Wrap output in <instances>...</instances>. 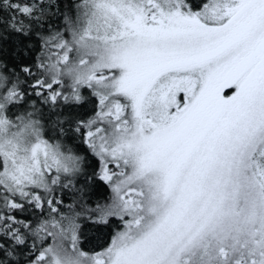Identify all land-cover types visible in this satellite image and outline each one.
<instances>
[{"label":"snow or ice","instance_id":"1","mask_svg":"<svg viewBox=\"0 0 264 264\" xmlns=\"http://www.w3.org/2000/svg\"><path fill=\"white\" fill-rule=\"evenodd\" d=\"M0 264H264V0H0Z\"/></svg>","mask_w":264,"mask_h":264}]
</instances>
